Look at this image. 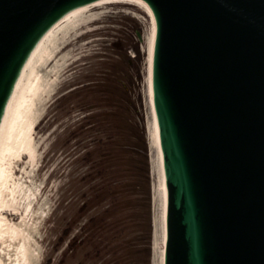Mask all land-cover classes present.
<instances>
[{
  "label": "water",
  "instance_id": "obj_1",
  "mask_svg": "<svg viewBox=\"0 0 264 264\" xmlns=\"http://www.w3.org/2000/svg\"><path fill=\"white\" fill-rule=\"evenodd\" d=\"M96 1L0 0V123L40 39ZM142 1L156 26L162 264H264V0Z\"/></svg>",
  "mask_w": 264,
  "mask_h": 264
},
{
  "label": "rangeland",
  "instance_id": "obj_2",
  "mask_svg": "<svg viewBox=\"0 0 264 264\" xmlns=\"http://www.w3.org/2000/svg\"><path fill=\"white\" fill-rule=\"evenodd\" d=\"M78 17L76 24L56 33L48 54L36 64L37 82L24 122L26 128L31 125L28 149L8 162L10 182L23 183L35 194L33 211L24 213L23 203L2 213L28 232V264H158V166L146 96L150 18L126 2L91 7ZM123 55L127 74L119 62ZM82 87L117 100L110 109L119 129L114 138L118 148L107 162L112 170L102 175L93 166L96 158L87 162L84 157L94 147L93 137L101 134L81 126L85 114L77 106L80 100L69 107L54 103ZM116 171L120 197L111 204L110 194L101 189ZM4 240L0 264H13L15 250L7 247V235Z\"/></svg>",
  "mask_w": 264,
  "mask_h": 264
},
{
  "label": "bare ground",
  "instance_id": "obj_3",
  "mask_svg": "<svg viewBox=\"0 0 264 264\" xmlns=\"http://www.w3.org/2000/svg\"><path fill=\"white\" fill-rule=\"evenodd\" d=\"M126 2L134 5H138L143 8L150 18V29L147 36V98L150 110V125L149 134L151 142L156 149V158L158 166V196H159V228H160V248L158 254V264H162L163 259V245L165 241V209H166V188L165 180L162 170V154L159 147L158 127L156 124V118L152 107V95H151V56L152 47L156 31L155 21L153 14L149 6L142 0H99L87 5H82L62 17L56 22L40 39L36 47L29 55L26 63L24 64L22 71L16 81L12 94L7 102L4 114L0 123V243L6 244L7 241L4 237L7 235L8 245L7 247L14 248V259L11 262L13 264H28V260L31 259V252L28 247L29 234L20 229V226H16L5 219L2 211L4 208L13 207L17 209V206L23 205L24 213L31 212L33 203L37 200L35 194L30 192L28 186H24L23 183L18 181L10 182V171L8 167L9 159L19 154L20 151H26L27 143L29 140V133L31 125L27 128L24 126L26 119V110L30 100L29 95L33 93V90L37 82V74L35 71L36 64L43 60L49 52V47L54 43L56 33L68 26H73L79 20V15L87 11L91 7L99 6L107 3ZM64 24V25H62ZM6 192V193H5ZM15 205H17L15 207ZM35 205V204H34ZM33 211V210H32ZM16 212V210H15ZM17 213V212H16ZM28 215V214H26ZM26 217V216H25ZM25 221V220H23ZM26 226V224H25ZM10 241L14 243H10ZM15 241L17 243H15ZM7 249V248H6ZM9 250V249H8ZM9 259L12 258L10 254H7ZM10 263V262H9Z\"/></svg>",
  "mask_w": 264,
  "mask_h": 264
},
{
  "label": "trees",
  "instance_id": "obj_4",
  "mask_svg": "<svg viewBox=\"0 0 264 264\" xmlns=\"http://www.w3.org/2000/svg\"><path fill=\"white\" fill-rule=\"evenodd\" d=\"M126 55L120 58L119 62L122 65V72L125 74L128 73L129 63L127 61ZM89 88V89H88ZM94 88V86H93ZM91 87H82L81 89H73L69 91L66 95H63L57 98L54 103L57 105H66L69 107L70 105H76L74 102L79 99V103L77 106L79 111H83L85 115H83L81 119V126H90L91 131L97 132L101 134L99 136L93 137L91 144L94 147L85 153V158L87 162H93L94 158L96 161L93 163V166L96 168L97 174H101L107 172L108 170H112V166L107 164L108 161L112 160L115 156L116 149L118 148L114 138H117V132L119 133L118 126L112 121V117L115 113L113 109H110L111 104L117 102L109 93H103L95 95L94 91ZM93 91V93H92ZM122 93L125 95L127 91L122 90ZM89 94H92L93 97L87 98ZM86 99V100H85ZM121 100V99H119ZM103 108H105L103 110ZM93 109H97L98 111L92 112ZM118 130V131H117ZM103 137V140H102ZM118 171V170H117ZM116 171L115 178L111 177V180L108 182L106 187L102 188V190L106 189V193L111 196V204H113L115 200H118L120 197L119 191H117L118 186L121 184V179H119L118 172ZM111 172V171H110ZM99 194H96L94 198H97ZM99 198V197H98ZM98 199L97 201H99ZM109 210H105L108 212Z\"/></svg>",
  "mask_w": 264,
  "mask_h": 264
}]
</instances>
